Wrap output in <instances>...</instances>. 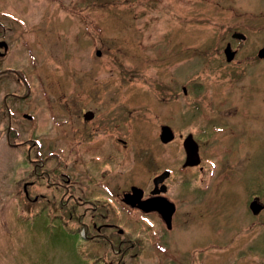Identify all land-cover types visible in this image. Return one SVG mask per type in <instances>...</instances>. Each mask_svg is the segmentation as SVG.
Instances as JSON below:
<instances>
[{"label":"rangeland","instance_id":"374dc122","mask_svg":"<svg viewBox=\"0 0 264 264\" xmlns=\"http://www.w3.org/2000/svg\"><path fill=\"white\" fill-rule=\"evenodd\" d=\"M263 47L264 0H0V264H264V248L255 241L249 251L247 241V232L264 237V225L234 232L242 215L229 203L230 178L223 192L212 185L174 201L172 230H161L169 250L151 243L160 234L154 217L120 202L129 185L146 188L155 172L181 170L187 134L199 167L217 159L222 169L244 165L245 156L235 163L224 146L242 130L239 121L264 124ZM87 111L93 118L83 124ZM161 127L171 134L165 144ZM252 144L249 167L264 168V144ZM41 157V169L75 181L74 213L73 200L38 178ZM101 176L109 191L93 183ZM100 223L113 229L92 237ZM121 236L131 244L124 259L114 247ZM137 240L147 244L138 257Z\"/></svg>","mask_w":264,"mask_h":264},{"label":"flooded vegetation","instance_id":"af4514ba","mask_svg":"<svg viewBox=\"0 0 264 264\" xmlns=\"http://www.w3.org/2000/svg\"><path fill=\"white\" fill-rule=\"evenodd\" d=\"M264 111V110H263ZM89 113L90 118L85 120V115ZM248 113V111H247ZM259 118L264 119V112L261 113ZM57 116V115H55ZM81 119L83 120V124L85 122H89L93 118V114L89 111L82 112L80 114ZM245 118V117H243ZM242 118V119H243ZM253 118V116H252ZM258 118V119H259ZM70 124H73L71 121ZM239 128H241V131H238V134L234 137L232 136L233 144H230L227 146H224V151H229L228 154L233 156V161L237 163L236 159L239 155H242L241 157H246V162L244 165H241V168L239 169H222L221 167H218V163H220V160L214 163H210L207 168H204L202 165L199 167V163L202 162L200 159L201 156L198 155V147L197 142L194 139V136L187 134V136H191L192 140L196 144L197 147V157H198V164L196 166H183L184 160H185V153L183 149V141L185 137L182 140L181 147L183 152V162L181 164V170L174 169V170H163L159 173L155 172L150 178H149V184H147L146 188H143L141 186H128V190H125L121 194L120 202L130 208L132 211L138 215L141 219L148 220L149 217H154L157 223V228L160 230V234H150L149 238L152 245H160V247L165 248L166 250H169V239H166L161 232L162 227H164L165 231L169 234V232L172 230V224H174V221L177 216V205L174 201L183 199V198H190V195L193 194L194 190H197L199 194L206 193V189H209L214 185L215 191L220 193L223 192L227 183V179L230 178V183L233 184V192L231 193V198L229 200V203L231 205L232 211H234L236 208L241 212L242 217L238 219L235 217L233 222V226L236 232L241 224L247 225V230H252L253 228H259L261 225H264V168H256L253 169L252 167H249V165H253V157H254V139L257 140L258 147L261 144H264V129L262 131V128L264 127V124L261 127L254 128L251 125L247 124V118L246 122H240L239 121ZM222 128L216 126V132H220ZM94 130H87L85 135H88L90 137L93 134ZM210 135H206L205 138L201 139L202 142H206L209 140ZM262 136L263 140H260V137ZM220 138H218L219 140ZM240 139L242 140V143L238 144L237 141ZM250 139V140H247ZM220 142V141H219ZM218 142V143H219ZM217 143V144H218ZM237 145H240V147L237 150ZM218 152V151H217ZM219 153V152H218ZM235 156V157H234ZM46 157H41L40 161H38V164H34L35 167L38 168V172H36L38 178L40 180H43L44 185L47 188H52L54 193H58L59 196L63 194H66L65 200H73L74 196H72V193L74 191V183L75 181L72 179L71 176H69L67 173H62L57 170V168L54 169H41L44 165V162H46ZM239 163V162H238ZM213 166V167H212ZM221 166V163H220ZM57 170V171H56ZM35 172V171H34ZM94 171L92 173L87 174L89 182H92L94 180L95 176ZM163 172H166V177L161 181V183L155 184V179L159 177ZM182 178L180 181V185L178 186V189L175 190V183L178 178ZM105 177L101 176L100 180L95 181L93 183L97 184L99 188L103 191H109V185L107 184V181L105 182ZM198 179V184L200 185H194L192 188L187 186L190 184V180ZM210 179V183H207L204 187L202 186L203 183H205L206 180ZM196 188V189H194ZM174 189V190H173ZM232 189V188H231ZM131 190H134V194L137 196L136 198H133L132 201H128V199L124 198V195L131 194ZM208 190V191H209ZM192 193V194H191ZM217 193V194H218ZM132 195V194H131ZM169 195V196H167ZM23 196L24 200L27 202L29 201V196L25 190H23ZM43 196H40L38 199L42 204H50V206L53 208L59 204L61 207L63 205L61 200H58L56 203L55 201L43 199ZM160 199H164L168 204L170 203L173 206V212L170 217V224L167 228V226L164 224V222L161 220L160 214L156 210H152L150 208H153L151 205L155 201H159ZM125 201V202H124ZM35 202V200H34ZM66 203V201H65ZM151 203V204H150ZM161 203V202H160ZM56 204V205H55ZM73 204L71 209L74 211V208L78 207V204L73 200ZM59 209V208H58ZM234 215V212H233ZM81 216H79L80 218ZM237 219V220H235ZM81 220V219H80ZM79 220V222H80ZM244 220V221H243ZM243 221V222H242ZM242 222V223H241ZM111 227V228H110ZM103 228H110L113 229L111 225H107L104 223L98 224V226L93 225L90 229L94 232L95 235L92 237H97L101 230ZM88 232L86 231V234ZM166 233V234H167ZM249 235L247 237V241H250V245L248 246L249 251L253 250V242L257 241L261 246L264 248V237L260 239L261 234H259L258 237H253L250 232H247ZM235 236V234H234ZM87 239H91V236L89 237V233L87 234ZM103 238V239H102ZM101 239L104 241H107L108 237L103 235ZM146 240V239H144ZM115 246L113 244H109V246H114L117 249L118 255H121L120 257L124 259L126 257V251H127V245L131 247V244H129V240L125 238L124 236H121V238H115ZM139 240L135 241L133 243V246L136 247V256L140 254L143 247L147 246V244H144L141 242H138ZM148 241V240H147ZM128 242V244H127ZM138 249V250H137ZM123 251V253H122ZM122 253V254H121ZM125 253V255H124ZM138 257V256H137ZM261 262L264 263V257L260 258Z\"/></svg>","mask_w":264,"mask_h":264},{"label":"water","instance_id":"95a60500","mask_svg":"<svg viewBox=\"0 0 264 264\" xmlns=\"http://www.w3.org/2000/svg\"><path fill=\"white\" fill-rule=\"evenodd\" d=\"M231 39L233 40H244V37L241 34L234 33L231 35ZM96 55L98 56L99 53L97 52ZM223 55L226 62H230L233 59V52L230 50V45L226 44L225 48L223 50ZM257 58L264 59V47L258 50L257 52ZM25 119L29 120V117L24 116ZM90 118V114L87 113L84 117L85 120ZM171 134L169 133V130H167L165 127L160 128V134H159V140L162 144L167 143L171 140ZM170 136V137H169ZM183 149L185 153V160L183 163V166L191 167L196 166L198 164V157H197V147L194 141L192 140L191 136H187L183 141ZM166 177V172H163L159 177H157L154 181L155 184L161 183V181ZM134 190H131V194L124 195L125 201L128 199V201H132L133 198H136L137 196L134 194ZM124 201V202H125ZM161 202V203H160ZM151 204V203H150ZM153 208H150L152 210H156L161 217V220L164 222V224L169 226L170 224V217L173 212V206L169 203H167L164 199H160L159 201H155L151 205Z\"/></svg>","mask_w":264,"mask_h":264}]
</instances>
